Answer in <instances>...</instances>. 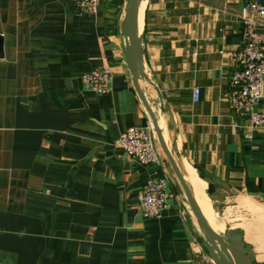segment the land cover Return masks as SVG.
Instances as JSON below:
<instances>
[{
	"label": "crops",
	"instance_id": "obj_1",
	"mask_svg": "<svg viewBox=\"0 0 264 264\" xmlns=\"http://www.w3.org/2000/svg\"><path fill=\"white\" fill-rule=\"evenodd\" d=\"M248 1L140 0L139 85L214 230H241L264 264V126L247 138L230 103ZM130 2L100 0L91 15L74 0H0V264H217L134 85ZM104 68L112 89L96 95L83 80ZM132 127L152 129L158 162L118 145ZM162 178L169 208L145 219L138 195Z\"/></svg>",
	"mask_w": 264,
	"mask_h": 264
},
{
	"label": "built area",
	"instance_id": "obj_2",
	"mask_svg": "<svg viewBox=\"0 0 264 264\" xmlns=\"http://www.w3.org/2000/svg\"><path fill=\"white\" fill-rule=\"evenodd\" d=\"M77 9L94 15L99 10L100 0H74ZM258 18H264L261 0L248 1L242 12V41L234 55L236 70L230 81V103L240 115L248 118L250 134L264 126V110H256L264 98V33L258 29ZM113 71L108 68L94 70L85 75L84 84L96 95L111 92ZM201 91L195 88L193 102L200 101ZM118 145L125 154L142 165L159 161L158 142L150 127H132L120 136ZM168 181L165 178L148 181L138 195L139 209L145 219H162L169 208Z\"/></svg>",
	"mask_w": 264,
	"mask_h": 264
},
{
	"label": "water",
	"instance_id": "obj_3",
	"mask_svg": "<svg viewBox=\"0 0 264 264\" xmlns=\"http://www.w3.org/2000/svg\"><path fill=\"white\" fill-rule=\"evenodd\" d=\"M139 11L140 0H131L127 10V20L125 25V37L127 39V62L132 69L134 77V85L143 100L154 125L157 133L160 145L169 161L173 171L175 172L177 179L182 187V193L185 195L186 201L189 203L196 219L201 227L203 233V246L210 255V257L217 264H255L253 251L250 246L246 245L243 240V232L241 230H226L223 234L215 231L207 219L201 212L188 184L185 181L183 173L177 163L174 155L169 150L162 132L159 128L158 122L154 113L152 112L146 97L139 85ZM4 57V39L0 35V58ZM215 193V187L209 185L207 194L213 195ZM240 247V250L237 249Z\"/></svg>",
	"mask_w": 264,
	"mask_h": 264
},
{
	"label": "bare ground",
	"instance_id": "obj_4",
	"mask_svg": "<svg viewBox=\"0 0 264 264\" xmlns=\"http://www.w3.org/2000/svg\"><path fill=\"white\" fill-rule=\"evenodd\" d=\"M144 8H145V4L144 2L141 3L140 5V17H139V34H141V32L143 31V19H144ZM186 179L188 181V183L191 184L192 186V189H193V196L194 198L196 199V202L201 210V212L203 213L204 217L207 219V221L209 222V224L211 225V227L213 228V225L210 221V219L208 218L207 216V212L206 210L204 209L203 205H202V198H203V194L201 192V189H200V184L199 182L196 180V178L194 177L192 171H188L187 174H186ZM213 210L216 212L215 208H213ZM217 213V212H216ZM196 217V216H195ZM197 222V220H196ZM198 223V222H197ZM199 224V223H198ZM201 228V227H200ZM214 229V228H213Z\"/></svg>",
	"mask_w": 264,
	"mask_h": 264
},
{
	"label": "rangeland",
	"instance_id": "obj_5",
	"mask_svg": "<svg viewBox=\"0 0 264 264\" xmlns=\"http://www.w3.org/2000/svg\"><path fill=\"white\" fill-rule=\"evenodd\" d=\"M218 214V213H217Z\"/></svg>",
	"mask_w": 264,
	"mask_h": 264
}]
</instances>
